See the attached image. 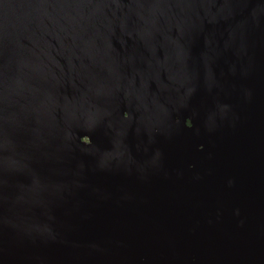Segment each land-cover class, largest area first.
<instances>
[{"label":"water","instance_id":"1","mask_svg":"<svg viewBox=\"0 0 264 264\" xmlns=\"http://www.w3.org/2000/svg\"><path fill=\"white\" fill-rule=\"evenodd\" d=\"M0 264H264V0H0Z\"/></svg>","mask_w":264,"mask_h":264}]
</instances>
